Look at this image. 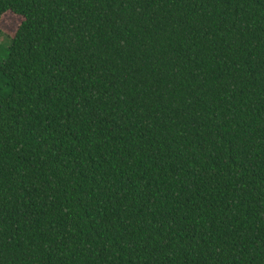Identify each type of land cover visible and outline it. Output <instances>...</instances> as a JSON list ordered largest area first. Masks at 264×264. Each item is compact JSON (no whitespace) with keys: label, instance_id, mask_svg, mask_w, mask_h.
Here are the masks:
<instances>
[{"label":"trees","instance_id":"trees-1","mask_svg":"<svg viewBox=\"0 0 264 264\" xmlns=\"http://www.w3.org/2000/svg\"><path fill=\"white\" fill-rule=\"evenodd\" d=\"M8 13L0 264H264V0Z\"/></svg>","mask_w":264,"mask_h":264},{"label":"rangeland","instance_id":"rangeland-1","mask_svg":"<svg viewBox=\"0 0 264 264\" xmlns=\"http://www.w3.org/2000/svg\"><path fill=\"white\" fill-rule=\"evenodd\" d=\"M22 20V18L14 16L10 13L5 14L2 17L0 21V61L6 57V53H2L1 46L8 45L9 38L14 36Z\"/></svg>","mask_w":264,"mask_h":264}]
</instances>
